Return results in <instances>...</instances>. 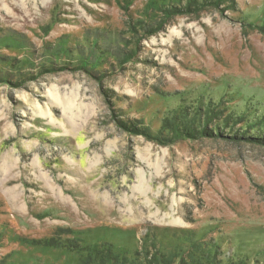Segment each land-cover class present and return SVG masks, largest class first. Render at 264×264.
Instances as JSON below:
<instances>
[{"label": "rangeland", "instance_id": "1", "mask_svg": "<svg viewBox=\"0 0 264 264\" xmlns=\"http://www.w3.org/2000/svg\"><path fill=\"white\" fill-rule=\"evenodd\" d=\"M263 115L264 0H0V264H264Z\"/></svg>", "mask_w": 264, "mask_h": 264}, {"label": "trees", "instance_id": "2", "mask_svg": "<svg viewBox=\"0 0 264 264\" xmlns=\"http://www.w3.org/2000/svg\"><path fill=\"white\" fill-rule=\"evenodd\" d=\"M209 107H211V105L210 104H208L207 105V108H209ZM203 109H200L199 110V112L200 113H202L200 116L202 117V118H205L206 116H208V115H210V114H208L209 112V110L204 106V107H202ZM248 109V108H247ZM256 112H258V111H256ZM255 112V113H256ZM244 113V112H243ZM204 114H205V117H204ZM243 115H245V117H246V113H244V114H242L241 112L240 113H230L229 114V118H232V119H236L237 121L238 120H241V118L243 117ZM263 119H264V115H263V117H262ZM262 121H264V120H262ZM246 124V129L248 130V128H249V126H248V124L247 123H245ZM207 127H204L203 128V130L200 132L201 134H204L205 136H210L211 134L212 135H217V134H219L220 133V131H219V129L217 128V129H213V131H211V130H209V129H206ZM250 129V128H249ZM244 130V129H243ZM183 131V130H182ZM184 132H187V135H197L196 134V131L194 130V128H191V129H189V130H185ZM176 136L177 137H179V136H181V130L180 129H178V130H176ZM195 133V134H194ZM220 135V134H219ZM192 137H194V136H192ZM230 138L231 139H235V138H238L237 136H230ZM256 139H260V138H256Z\"/></svg>", "mask_w": 264, "mask_h": 264}]
</instances>
